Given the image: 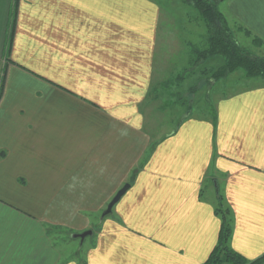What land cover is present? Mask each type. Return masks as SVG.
Masks as SVG:
<instances>
[{
	"label": "crops",
	"instance_id": "0c3cea01",
	"mask_svg": "<svg viewBox=\"0 0 264 264\" xmlns=\"http://www.w3.org/2000/svg\"><path fill=\"white\" fill-rule=\"evenodd\" d=\"M14 2L0 0V264H82L53 233L91 229L126 183L84 264H204L220 195L232 248L261 256L264 77L215 81L210 114L158 134L145 110L163 98L152 83L188 70L206 36L196 9L166 25L162 0H17L12 25ZM218 7L264 45V0Z\"/></svg>",
	"mask_w": 264,
	"mask_h": 264
},
{
	"label": "rangeland",
	"instance_id": "374dc122",
	"mask_svg": "<svg viewBox=\"0 0 264 264\" xmlns=\"http://www.w3.org/2000/svg\"><path fill=\"white\" fill-rule=\"evenodd\" d=\"M160 2V1H159ZM162 6H164V20L166 21V25H168V22L172 21L173 23H181L186 22L185 18L187 19V16L189 18H195L198 16V10L182 1V0H162ZM169 8V10L167 9ZM171 8L175 9L176 13H172ZM198 11H196V10ZM173 14H171V13ZM190 19V21H191ZM196 19V18H195ZM230 26V25H229ZM236 30L234 32L235 37L237 41L244 46L246 49L251 51L253 54L264 57V45H262L260 42L256 40V37L252 36L250 32L246 31H240L238 30V26L235 25ZM168 31L173 32L172 26L166 27V33ZM205 41L199 42V44L195 43V45L202 47L204 45ZM175 48V47H174ZM192 51V47H191ZM192 53V52H191ZM174 59L179 60V57H173ZM162 59V57H160ZM222 63L221 58L219 57H213L210 60L206 61L205 63L195 65L191 64L189 65L188 72L185 73V75H182L180 79V83L177 86L175 84V81L173 80L172 83L168 89H165L162 85V83L159 81H155L152 83V88L154 89L153 96L156 97H163L162 99H158L156 103L148 104L145 107L147 118H151L153 122L155 121L156 124L153 125L151 128L156 130L158 134H164L171 132L177 128V124L181 121V116L183 114H203L207 115L210 114L213 107L214 98H218V93H216L217 87L222 86V84H215L216 78L214 77V72L216 71V68ZM241 69H239L240 71ZM184 76V77H183ZM238 77V76H237ZM233 77L229 78V80H225L224 82L228 84L230 80ZM2 82V75L0 77V83ZM213 88V91L211 90ZM168 90V91H167ZM211 90V91H210ZM210 91V93H209ZM173 93H176L175 95ZM181 93V94H180ZM191 93L195 94L192 95ZM209 93V94H208ZM180 101H179V100ZM209 99V101H208ZM161 100V101H160ZM180 102L179 104H175L174 101ZM174 104H173V103ZM182 102V105H181ZM206 104V108H205ZM189 105H192L193 107L189 109ZM167 108V109H165ZM107 208V207H106ZM104 209V211L106 210ZM103 212L94 215L93 216V226L91 229L94 232L97 233L98 228H100V222L99 219L102 218ZM64 232V231H62ZM67 232V231H66ZM93 232V234H94ZM76 233V232H75ZM71 234V233H70ZM69 232L66 233H53L55 237V242L59 243L61 247H70L69 249L71 252L75 250L76 255L78 257L77 261L84 264L86 262L85 253L86 250L92 246L94 240V235L87 236L83 242L79 238L73 239L70 236ZM64 235V236H63ZM70 242V246H66L65 241ZM73 244V246H72ZM223 264H230L228 262H225Z\"/></svg>",
	"mask_w": 264,
	"mask_h": 264
},
{
	"label": "trees",
	"instance_id": "16d2710c",
	"mask_svg": "<svg viewBox=\"0 0 264 264\" xmlns=\"http://www.w3.org/2000/svg\"><path fill=\"white\" fill-rule=\"evenodd\" d=\"M194 6L200 13V17L206 24V36L202 47L193 44L190 64L199 65L213 57H219L222 63L216 68L214 77L216 80L226 79L236 70H243L248 77H264V57L257 56L242 46L236 39L234 31L228 24L227 18L219 10V4L224 0H182ZM17 11V0L12 9V25ZM261 42L259 38H256ZM189 69V67H188ZM184 72L182 75H185ZM172 78L162 83L168 89L172 81L178 86L182 77ZM184 77V76H183ZM2 87V85H1ZM1 91V89H0ZM174 95L176 93H173ZM181 94V93H180ZM192 95H195L191 93ZM179 100V99H178ZM178 100L174 101L179 104ZM180 101V100H179ZM182 105V102H181ZM191 109V105L188 106ZM3 153H0L2 156ZM219 204L215 209L216 214L221 218V229L219 240L208 259L204 264H264V253L255 258L247 259L245 256L232 248L231 238L233 234V214L229 206L218 196Z\"/></svg>",
	"mask_w": 264,
	"mask_h": 264
},
{
	"label": "water",
	"instance_id": "95a60500",
	"mask_svg": "<svg viewBox=\"0 0 264 264\" xmlns=\"http://www.w3.org/2000/svg\"><path fill=\"white\" fill-rule=\"evenodd\" d=\"M130 183H126L121 189H119L116 195L109 202L106 210L103 212L102 217L112 213L114 206L121 200V198L126 194V192L130 189ZM93 234L92 230H86L82 233H74L72 235L73 238H79L81 242L85 240L87 236H91Z\"/></svg>",
	"mask_w": 264,
	"mask_h": 264
}]
</instances>
